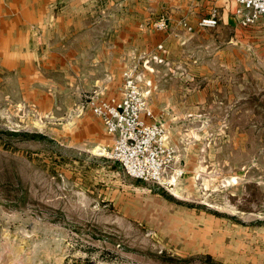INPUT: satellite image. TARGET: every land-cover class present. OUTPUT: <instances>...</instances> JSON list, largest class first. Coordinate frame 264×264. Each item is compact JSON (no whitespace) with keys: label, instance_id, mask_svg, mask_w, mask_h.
<instances>
[{"label":"rangeland","instance_id":"rangeland-1","mask_svg":"<svg viewBox=\"0 0 264 264\" xmlns=\"http://www.w3.org/2000/svg\"><path fill=\"white\" fill-rule=\"evenodd\" d=\"M212 2L0 0V264H264V17L196 26ZM124 70L171 185L100 153L86 99H119Z\"/></svg>","mask_w":264,"mask_h":264},{"label":"built area","instance_id":"built-area-1","mask_svg":"<svg viewBox=\"0 0 264 264\" xmlns=\"http://www.w3.org/2000/svg\"><path fill=\"white\" fill-rule=\"evenodd\" d=\"M234 1L233 15L239 26H248L264 17V0ZM218 19L217 8L212 6L197 18L195 25L214 27ZM180 23L185 29L191 28L184 20ZM151 25L162 30L167 26V17L160 14ZM122 75L123 92L119 99H103L94 89L86 99L90 112L101 120L104 130L113 138L110 146L100 148V153L116 160L129 176L171 185L182 173L180 167L172 166L175 149L164 126L156 120L149 121L152 112L136 78L129 70H124ZM168 168L171 172L167 177Z\"/></svg>","mask_w":264,"mask_h":264},{"label":"crops","instance_id":"crops-1","mask_svg":"<svg viewBox=\"0 0 264 264\" xmlns=\"http://www.w3.org/2000/svg\"><path fill=\"white\" fill-rule=\"evenodd\" d=\"M59 1L60 0H4V2L9 3L10 5H12V3L18 2L17 8H21V9H19V11L23 10L24 9L23 7H33V6L35 7L39 4V2H43V5H46L48 2H59ZM199 1L203 5L205 3L211 2V0H199ZM211 5H213L217 8L218 15H219L218 20L225 21V22L231 21V22H235L237 24V22L234 18V15H233V10L235 8V1L234 0H214V2H212ZM211 5H207L205 7L208 8ZM5 10H6V8H5ZM4 13H5V11L1 10V8H0V14H4ZM100 122H101V120H100Z\"/></svg>","mask_w":264,"mask_h":264},{"label":"trees","instance_id":"trees-1","mask_svg":"<svg viewBox=\"0 0 264 264\" xmlns=\"http://www.w3.org/2000/svg\"><path fill=\"white\" fill-rule=\"evenodd\" d=\"M206 257H208V258H209V254H206Z\"/></svg>","mask_w":264,"mask_h":264}]
</instances>
